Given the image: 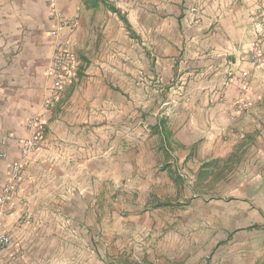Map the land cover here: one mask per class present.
Returning a JSON list of instances; mask_svg holds the SVG:
<instances>
[{
	"label": "crops",
	"instance_id": "crops-1",
	"mask_svg": "<svg viewBox=\"0 0 264 264\" xmlns=\"http://www.w3.org/2000/svg\"><path fill=\"white\" fill-rule=\"evenodd\" d=\"M56 7L70 21L60 32L78 69L43 112L44 140L5 206L0 231L11 243L0 264L206 262L198 250L212 253L209 264L260 263L263 219L250 205L257 190L245 186L264 171V39L255 30L264 0H56ZM54 25L47 0H0V190L47 95ZM242 72L251 105L238 112ZM229 167L242 172L226 179ZM229 179L246 188L240 198L211 196ZM184 200L186 213L198 217L206 207L213 224L183 228L175 208V225H164L168 205ZM236 217L241 228L232 235ZM184 246L197 254L183 257ZM242 248L247 258L237 262Z\"/></svg>",
	"mask_w": 264,
	"mask_h": 264
},
{
	"label": "built area",
	"instance_id": "built-area-1",
	"mask_svg": "<svg viewBox=\"0 0 264 264\" xmlns=\"http://www.w3.org/2000/svg\"><path fill=\"white\" fill-rule=\"evenodd\" d=\"M47 1L48 17L51 21L55 22L54 29L51 31V35L54 37L53 53L45 69V77L49 82L47 95L42 101L40 107L41 112L27 120L25 124L27 136L19 141L21 160L10 166L6 184L0 190V219L6 216L5 206L17 189L27 158L40 147L44 140L46 124L43 118V112H46L54 102L60 99L65 87L74 80L78 69V62L72 53L71 43L67 39H64L60 32L61 29L69 26L70 21L65 19L57 9L56 0ZM255 30L264 39L263 20L256 21ZM251 53L256 63H262L263 59L261 57L259 43L254 45ZM249 79V74L245 72H242L239 76L240 89L235 103L238 112L245 111L251 105L250 101L244 98L245 94L250 90ZM218 98L220 102H226V96L221 95ZM0 156H3V154L0 153ZM10 243V238L4 232L0 231V250L6 248Z\"/></svg>",
	"mask_w": 264,
	"mask_h": 264
},
{
	"label": "rangeland",
	"instance_id": "rangeland-1",
	"mask_svg": "<svg viewBox=\"0 0 264 264\" xmlns=\"http://www.w3.org/2000/svg\"><path fill=\"white\" fill-rule=\"evenodd\" d=\"M252 62L255 63L256 65H258V63H256L253 59H252ZM236 170H237L236 167L226 168V172L224 174V176L226 177V179H227V177L230 176L229 175L230 173L233 174V172H236L237 174H239L240 172H242L241 170L240 171H238V170L236 171ZM261 171H260V173H261L260 177L262 179L257 184L258 186L253 184V185H249V186H245V187L247 189L249 188L248 190L250 192H252L253 194H254V192H253L254 189L257 190L256 191L257 196L254 197V198H256V201H254L250 205H251V209L252 210H255L256 213L262 217L263 223L260 224V225L261 226H264V171L263 170H261ZM233 176H234V174H233ZM230 180L231 179L227 180L226 181V185H224V187L221 188V189H220V186L212 187L214 189V192H212L211 196H214L215 195L216 196L215 198L224 197V199H228V200H233V199H236V198H240V196H238V194H237L238 190L239 189H243V188L246 189V188L245 187L237 186L236 183L234 184V181L233 180H231V181ZM235 181H238V179H235ZM222 189L223 190H227L226 191V194L224 196L221 195ZM211 198H213V197H211ZM187 205H188V202H186L185 200H184L183 204L181 205L182 208L178 204H177L176 207H175V205H168V206H170V208H169L170 210L167 209V211L170 212V215H168L169 218H167V220H166V222H165L164 225L168 226L170 229H172V227L175 225V222H174V210H175V208L177 210V213H179L178 211H183L182 212V216H180V217L177 216V222H176L177 225H181L183 228H188L189 227V228H194L195 230H196V228H199L200 230H202L203 228L205 229V227L211 226L213 224V223H211V219H209V218L206 217V215H207V214H205V211H206L205 208L206 207L200 208V211H199L198 208L197 209L195 208V213H196V211H199L197 214H199L201 216L193 217V216L190 215V213H186L185 212V211H187V208L185 207ZM233 205H234V202L232 203V206ZM200 213H203V214H200ZM239 215L240 214H236V216H239ZM233 219H235L236 222L232 221V225L235 224L234 229H233V232H232V235H234L235 233H237L239 231V229L241 228L240 224L242 223L240 217H236V218H233ZM248 220L251 221V218L249 217V214H248ZM250 226L251 227H249V228L256 229V227L259 226V225L256 224V222H254ZM231 240H232V238H231ZM237 241H242V240L241 239H238V236L236 234L235 240H234V242H235L236 245L233 246L234 248H237L238 247L237 246V244H238ZM242 247H244V246H242ZM237 251L238 250H235V254L234 255L232 254L233 255L232 258L234 260L237 258L238 259L237 262H245L243 260V258H247V254H246V253H248L247 250H244L242 248V250H240L239 253H236ZM197 252H198V255H196L197 253H195L194 255L189 254L190 253V250L189 249H186V247L184 246V249H183V257H194L196 255V257H198L200 261L206 260V262L205 261L203 263L197 262V264H209L208 263V260H207V257L210 258L211 255H212V253H210V254L207 253V252L202 253V250L201 251L198 250ZM250 252H251V250H250ZM252 252H254V251L252 250ZM259 261H260V263H264V240H263V248H262V258Z\"/></svg>",
	"mask_w": 264,
	"mask_h": 264
},
{
	"label": "trees",
	"instance_id": "trees-1",
	"mask_svg": "<svg viewBox=\"0 0 264 264\" xmlns=\"http://www.w3.org/2000/svg\"><path fill=\"white\" fill-rule=\"evenodd\" d=\"M258 264H264V263H258Z\"/></svg>",
	"mask_w": 264,
	"mask_h": 264
}]
</instances>
